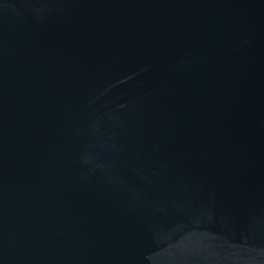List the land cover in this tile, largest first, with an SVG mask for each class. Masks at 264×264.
Returning <instances> with one entry per match:
<instances>
[{
    "label": "water",
    "instance_id": "95a60500",
    "mask_svg": "<svg viewBox=\"0 0 264 264\" xmlns=\"http://www.w3.org/2000/svg\"><path fill=\"white\" fill-rule=\"evenodd\" d=\"M0 264H264V0H0Z\"/></svg>",
    "mask_w": 264,
    "mask_h": 264
}]
</instances>
